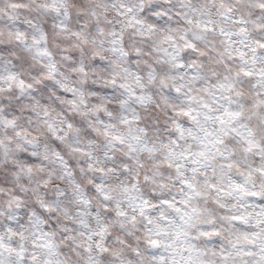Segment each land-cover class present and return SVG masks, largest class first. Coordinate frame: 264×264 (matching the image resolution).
I'll return each instance as SVG.
<instances>
[{"label":"clouds","instance_id":"clouds-1","mask_svg":"<svg viewBox=\"0 0 264 264\" xmlns=\"http://www.w3.org/2000/svg\"><path fill=\"white\" fill-rule=\"evenodd\" d=\"M0 264H264V0H0Z\"/></svg>","mask_w":264,"mask_h":264}]
</instances>
